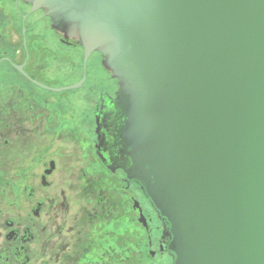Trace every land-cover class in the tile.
I'll return each mask as SVG.
<instances>
[{
  "label": "water",
  "instance_id": "water-1",
  "mask_svg": "<svg viewBox=\"0 0 264 264\" xmlns=\"http://www.w3.org/2000/svg\"><path fill=\"white\" fill-rule=\"evenodd\" d=\"M100 52L129 178L176 264H264V0H27Z\"/></svg>",
  "mask_w": 264,
  "mask_h": 264
},
{
  "label": "flooded vegetation",
  "instance_id": "flooded-vegetation-1",
  "mask_svg": "<svg viewBox=\"0 0 264 264\" xmlns=\"http://www.w3.org/2000/svg\"><path fill=\"white\" fill-rule=\"evenodd\" d=\"M118 90L45 10L0 0V264H176L123 167Z\"/></svg>",
  "mask_w": 264,
  "mask_h": 264
},
{
  "label": "bare ground",
  "instance_id": "bare-ground-1",
  "mask_svg": "<svg viewBox=\"0 0 264 264\" xmlns=\"http://www.w3.org/2000/svg\"><path fill=\"white\" fill-rule=\"evenodd\" d=\"M96 62V61H95ZM99 66V65H98Z\"/></svg>",
  "mask_w": 264,
  "mask_h": 264
}]
</instances>
